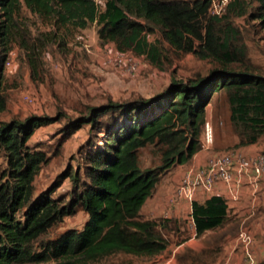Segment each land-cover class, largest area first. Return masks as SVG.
<instances>
[{
    "label": "trees",
    "instance_id": "16d2710c",
    "mask_svg": "<svg viewBox=\"0 0 264 264\" xmlns=\"http://www.w3.org/2000/svg\"><path fill=\"white\" fill-rule=\"evenodd\" d=\"M211 1L0 0L1 59L6 62L18 48L32 72L42 67L48 49L66 53L70 38L90 24L103 45L112 43L156 66L169 49L213 64L207 75L172 78L151 97L108 101L68 116L63 135L90 125L95 136L84 146L77 169L65 170L37 195L34 181L50 156L30 140L37 128L61 115L0 119V264H96L118 254L163 253L169 247L163 228L176 220L147 218L142 208L164 174L203 149L208 105L225 96L236 146L264 136V72L250 64L244 41L250 22L264 30V0H229L220 15L210 12ZM3 72L0 68V112L7 106ZM146 147L157 162L143 166ZM66 178L72 183L69 196L55 195ZM78 209L88 214L83 228L46 238ZM191 215L199 236L225 225L230 210L223 195L212 194L194 200ZM220 252L219 244L188 249L178 261L212 264Z\"/></svg>",
    "mask_w": 264,
    "mask_h": 264
},
{
    "label": "rangeland",
    "instance_id": "374dc122",
    "mask_svg": "<svg viewBox=\"0 0 264 264\" xmlns=\"http://www.w3.org/2000/svg\"><path fill=\"white\" fill-rule=\"evenodd\" d=\"M240 21H244L240 19ZM242 23V22H241ZM244 41L249 49L250 64L253 68L264 72V30L255 26L252 21L244 29ZM76 37L70 38L68 51L62 53L57 47L48 49L43 55V65L32 72L24 54L15 48L8 56L11 65H5L1 59L0 68L4 69L2 92L7 96L6 109L0 112V119L26 118L31 114L60 116V119L37 128L30 140L31 145H37L47 150L50 159L45 163L35 178L36 195L56 184L60 175L67 169L75 171L82 163L81 153L86 143L95 136L90 125L79 127L74 133L63 135L62 128L68 116L76 117L86 114L89 106H97L108 101H128L136 97H151L161 92L171 82L172 78L188 79L199 75H207L213 67L208 60L197 58L193 53H176L169 49L167 56L156 66L146 58L139 56V68L131 73L124 66L118 65L114 54H109L100 43L95 24L86 29L78 30ZM156 38V36H151ZM67 116V117H66ZM207 118L212 127L213 141L208 150L212 156L229 151H242L246 155L264 152V136L255 144L238 147L235 144L239 138L230 121L228 102L220 95L215 104L208 105ZM92 132V133H91ZM205 140L203 139V144ZM1 161V159H0ZM157 162V157L151 147L142 149L141 163L143 166ZM171 171V170H170ZM164 174L154 191L164 205L166 196H172L177 183L172 177ZM260 181L252 183V231L255 234L254 252L260 264H264V173ZM71 180L66 178L57 188L55 195H67L71 190ZM212 195V194H209ZM175 204L176 202H172ZM144 216V214H142ZM168 212L154 217L163 220ZM183 216V217H182ZM179 220L174 221L163 233L169 239L168 249L154 256H133L118 254L110 256L96 264H159L167 259L176 244L182 239L191 237L193 224L189 209L185 210ZM88 214L78 209L67 216L62 223L49 230L46 238L56 237L69 228H83ZM174 220V219H173ZM205 237L204 240H211ZM205 241V242H206ZM213 247L218 243H213ZM186 249L177 253L187 252Z\"/></svg>",
    "mask_w": 264,
    "mask_h": 264
},
{
    "label": "built area",
    "instance_id": "2783aa9c",
    "mask_svg": "<svg viewBox=\"0 0 264 264\" xmlns=\"http://www.w3.org/2000/svg\"><path fill=\"white\" fill-rule=\"evenodd\" d=\"M229 0H212L210 12L220 15L226 11ZM103 48L114 54L118 65L124 66L129 72L135 73L139 68L138 57L132 52L118 50L114 44L106 43ZM11 53V52H10ZM5 65L10 66L7 58ZM212 127L209 120L206 123L203 147L209 148L213 141ZM264 173V153L258 152L246 155L242 151H229L210 157L205 166H190L181 175L176 184L171 202L185 200L192 205L198 194H221L228 203L230 211L235 210L242 202L243 189L249 187L252 193V183L255 186ZM249 205L246 215L241 217L237 232V242L242 251L243 264H260L254 252L255 234L249 226L252 218V208ZM195 224V223H194Z\"/></svg>",
    "mask_w": 264,
    "mask_h": 264
},
{
    "label": "crops",
    "instance_id": "0c3cea01",
    "mask_svg": "<svg viewBox=\"0 0 264 264\" xmlns=\"http://www.w3.org/2000/svg\"><path fill=\"white\" fill-rule=\"evenodd\" d=\"M210 151L208 148L203 147L188 163L175 166L168 175L172 177L174 183H178L181 175L184 171L190 166H205L210 159ZM209 194L200 193L198 194L197 200H205L209 197ZM252 193L249 187L243 189L242 202L238 205L235 210L230 211V218L228 222L220 228L214 230H208L202 235H197L196 227L194 220L191 215L192 205L185 200H180L173 204L171 202V196H166V202L164 205L161 203V200L155 196V193L148 198L146 203L142 208V213L145 217H154L160 213L168 212V218H173L179 220L183 215L184 211L189 209L190 219L193 224V230L191 237H188L186 240H183L176 244L173 249V253L167 258L163 259L159 264H180L177 257V253L183 249H186L185 246H189L192 250H202L212 246L213 243H218L221 246V252L216 260L212 264H243V256L241 248L237 242V232L239 229V224L241 217L246 215L247 209L249 210V205H251ZM183 217V216H182ZM250 218L249 220H251ZM249 221V222H250ZM250 228L252 229V223H249ZM212 237L211 240H204L205 237ZM206 241V242H205Z\"/></svg>",
    "mask_w": 264,
    "mask_h": 264
},
{
    "label": "clouds",
    "instance_id": "9594fccd",
    "mask_svg": "<svg viewBox=\"0 0 264 264\" xmlns=\"http://www.w3.org/2000/svg\"><path fill=\"white\" fill-rule=\"evenodd\" d=\"M205 136V135H204Z\"/></svg>",
    "mask_w": 264,
    "mask_h": 264
}]
</instances>
